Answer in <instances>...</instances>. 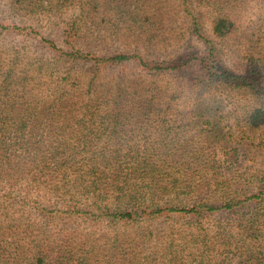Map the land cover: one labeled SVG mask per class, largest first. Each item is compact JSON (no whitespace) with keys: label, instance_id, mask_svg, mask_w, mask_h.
I'll use <instances>...</instances> for the list:
<instances>
[{"label":"trees","instance_id":"16d2710c","mask_svg":"<svg viewBox=\"0 0 264 264\" xmlns=\"http://www.w3.org/2000/svg\"><path fill=\"white\" fill-rule=\"evenodd\" d=\"M0 1L34 22L77 0ZM85 2L60 29L62 46L27 21L0 22V264H264V176L253 192L221 193L224 162L199 150L221 141L219 101L205 105L189 85L162 78L197 68L203 86L227 98L236 89L264 97L258 60L238 71L217 45L237 32L246 43L250 30L262 34L252 45L263 41L264 0H182L206 48L168 60L78 47L100 26ZM203 8L218 41L200 32ZM30 39L67 62H137L147 73L100 84L95 71L52 69ZM235 116L244 129L264 126V107Z\"/></svg>","mask_w":264,"mask_h":264},{"label":"rangeland","instance_id":"374dc122","mask_svg":"<svg viewBox=\"0 0 264 264\" xmlns=\"http://www.w3.org/2000/svg\"><path fill=\"white\" fill-rule=\"evenodd\" d=\"M80 1H86L85 4H87L90 0H77L74 4L56 9L54 13L36 15L33 17L34 22H30L27 17H21L17 13L11 12L4 1H0V22L8 24L27 21L45 36L57 38L59 45L62 46L61 36L58 34L61 33L60 29L69 27L67 21H74L80 15L82 11ZM181 1L102 0L103 7H101L91 0L90 7L84 11H89L100 26L95 25L94 28L86 29V31L91 29L92 34H94L93 29L97 30L92 39L83 40L81 38L76 45L81 49L94 52L96 55L128 51L139 53L148 60H168L192 50L203 52L206 48L205 42L193 30L192 17L184 10L185 6H182ZM201 10L203 14H197L200 17V32L206 37L218 41L212 31L208 10L206 8ZM155 13L158 14L159 20L154 17ZM149 17L150 19H148ZM101 31L105 33L100 35ZM245 34L249 38L243 44L240 42L239 32L235 37L232 36L217 42V45L224 47L223 61L238 71H244L249 60L255 58L264 70V40L255 42L254 45L251 42L252 39L257 41L262 34L258 32L251 34V30L245 31ZM27 41L32 44L30 53L46 60L49 64L51 63L52 69L62 72L67 67H72L74 70L80 71V75H84L85 72L89 73V77H92L93 71H95L98 75L96 80L100 84L116 78L120 74L133 76L140 72L147 73L139 67L137 62L109 68L101 67L100 69L92 68V63L79 59L67 62L55 57L44 43L36 44L32 39ZM207 77L203 70L190 68L184 73H173L172 76L162 78L174 83L180 82L189 85L191 89L201 94L205 105L219 101L224 116L217 137V140L221 137V141H199L200 154L204 159L213 157L223 161V165L226 167L229 166L227 169L226 167L222 168L224 172L221 170L217 175L219 180L227 182L226 189L221 190V193L228 196L230 192H240L241 189L244 193L253 192L257 189L258 181L264 176V126L258 129H244L240 127L241 124L236 125L239 118L235 115H239L247 109L264 107V97L236 89L232 93L234 97L227 98V90L223 88L214 90L215 85L208 87L207 82L203 86ZM199 84L200 89L194 88ZM207 136L211 137V135ZM217 143L220 145L216 146ZM231 158L234 161L233 164L228 162ZM225 178H229L230 182ZM216 186L214 184L212 187Z\"/></svg>","mask_w":264,"mask_h":264}]
</instances>
